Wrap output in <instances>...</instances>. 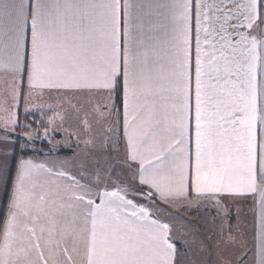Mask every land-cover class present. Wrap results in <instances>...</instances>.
I'll return each mask as SVG.
<instances>
[{"label":"snow or ice","instance_id":"6c2138e0","mask_svg":"<svg viewBox=\"0 0 264 264\" xmlns=\"http://www.w3.org/2000/svg\"><path fill=\"white\" fill-rule=\"evenodd\" d=\"M0 68L14 102L26 79L29 95L106 94L99 108L118 116L122 89L138 180L110 189L21 157L13 181L0 142V264H176L156 201L246 194L264 264V0H0Z\"/></svg>","mask_w":264,"mask_h":264},{"label":"crops","instance_id":"0c3cea01","mask_svg":"<svg viewBox=\"0 0 264 264\" xmlns=\"http://www.w3.org/2000/svg\"><path fill=\"white\" fill-rule=\"evenodd\" d=\"M12 82L13 76L0 68V142L11 146L7 151V159L9 173L13 181L16 165L21 157L29 158L34 163L43 164L54 171L65 170L72 174L74 170H84L85 168L81 166L84 162H88L90 165L100 162L110 163L113 159L114 143L117 152L129 164L123 131L122 89H118L113 94L115 107L119 110V115L116 116L99 108V104L109 102L106 94L101 97L88 92L57 93L53 91L45 93L43 96L36 93L29 95L26 79L22 85L23 94L18 101L14 102L10 94ZM16 84L19 90L21 86L18 77ZM3 109H8V112ZM102 111L103 114H101ZM9 112L15 115L17 123L6 131L3 127V120ZM21 114L23 118L20 117ZM54 117L55 119H52ZM22 143L26 144L24 148H22ZM37 147L40 149H36ZM101 153L103 155L100 157ZM87 154L89 155L87 156ZM2 158L3 156L0 155V159ZM89 168L93 167L89 166ZM132 168L135 172L136 166L133 165ZM76 177L82 183L90 184L88 180H82L81 176L77 175ZM135 181L138 184V180ZM61 183H67V181H61ZM144 190L147 191L146 187ZM11 191V183L5 185L0 182V214H2L0 221L7 217ZM5 193H7V199ZM227 199L233 207L232 219H235L236 223L244 219L245 227L234 236L233 243L226 250V254H230L227 256L228 258H224L225 256L222 255L218 256L213 252L211 254L209 252L211 246L207 243L204 250V264H254L259 194L220 197L221 201ZM190 201H202L204 205L216 204L214 199L200 198L197 200L194 197H190L189 201L173 202ZM140 202L144 203L141 200ZM156 202L162 203L159 200ZM153 215L154 218L166 223L154 212ZM0 232H2V223H0ZM171 240L175 243L174 238L171 237ZM175 245L177 249V244L175 243ZM236 245L239 246L237 249L234 247ZM240 256H243L242 260H238ZM73 258L79 264L81 257L73 254ZM176 264H178L177 254Z\"/></svg>","mask_w":264,"mask_h":264},{"label":"rangeland","instance_id":"374dc122","mask_svg":"<svg viewBox=\"0 0 264 264\" xmlns=\"http://www.w3.org/2000/svg\"><path fill=\"white\" fill-rule=\"evenodd\" d=\"M25 145V143H22V148ZM36 149L40 148L37 147ZM113 149V159L110 163L100 162L90 165L88 162H84L81 166L85 169L74 170L72 174L81 176L82 180H88L90 184H94L95 178L99 176L101 187L107 185L110 189L115 184L137 185L136 181L133 180L134 169L129 167L126 160L122 159L119 152H117L115 143ZM102 155L101 153L100 157ZM89 166L93 168L90 169ZM136 199L139 202L141 200L147 203L142 197L138 196ZM230 204L228 199L220 200L218 205L217 203L204 205L202 201L167 204L156 202L154 209H152L153 212L170 225L171 237L178 242V264L180 262L181 264H204V250L207 243L212 248L209 249L211 254L213 252L218 256H225L224 258L230 256V254H226V250L233 243L234 236L245 227L244 219L237 221V223L235 219H232L233 207ZM234 247L237 249L239 246Z\"/></svg>","mask_w":264,"mask_h":264},{"label":"trees","instance_id":"16d2710c","mask_svg":"<svg viewBox=\"0 0 264 264\" xmlns=\"http://www.w3.org/2000/svg\"><path fill=\"white\" fill-rule=\"evenodd\" d=\"M20 117H22V118H23V115L21 114V115H20ZM22 118H21V119H22ZM175 243H176V244H178V242H176V241H175Z\"/></svg>","mask_w":264,"mask_h":264}]
</instances>
